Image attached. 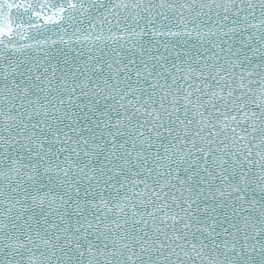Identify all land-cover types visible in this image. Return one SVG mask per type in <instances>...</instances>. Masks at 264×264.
Returning <instances> with one entry per match:
<instances>
[{"label": "snow or ice", "instance_id": "1", "mask_svg": "<svg viewBox=\"0 0 264 264\" xmlns=\"http://www.w3.org/2000/svg\"><path fill=\"white\" fill-rule=\"evenodd\" d=\"M47 6L0 0V264H264V0Z\"/></svg>", "mask_w": 264, "mask_h": 264}, {"label": "water", "instance_id": "2", "mask_svg": "<svg viewBox=\"0 0 264 264\" xmlns=\"http://www.w3.org/2000/svg\"><path fill=\"white\" fill-rule=\"evenodd\" d=\"M15 2L18 4H23L25 8H27L29 4H31L32 7L27 12L24 11V8H21L19 12L13 9L11 12L13 23L15 24L16 22H20L23 24L33 25V27L26 29L27 36L24 39H20L19 36H16L13 39V42L17 45L31 44L33 41L32 39H29V37L35 39H45L49 37L56 39L61 34L60 28L67 27L66 22L62 25L60 21L48 23L45 20V17L51 15L52 13V10L47 6V4L56 3L57 0H47V2L46 0H15ZM34 12L40 13L39 19L33 15ZM70 31L71 29H69V32ZM25 51L29 50L25 49Z\"/></svg>", "mask_w": 264, "mask_h": 264}]
</instances>
